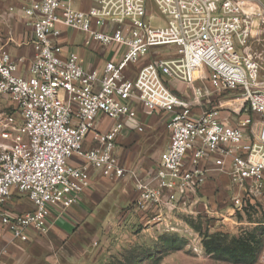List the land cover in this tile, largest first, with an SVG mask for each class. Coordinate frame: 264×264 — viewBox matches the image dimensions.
Here are the masks:
<instances>
[{"label": "built area", "instance_id": "obj_1", "mask_svg": "<svg viewBox=\"0 0 264 264\" xmlns=\"http://www.w3.org/2000/svg\"><path fill=\"white\" fill-rule=\"evenodd\" d=\"M19 10L33 53L23 69L0 47V232L21 243L46 235L50 208L76 204L90 167L131 179L146 224L173 233L197 215L214 174L226 176L237 210L264 192V53L251 49L264 32V0H22ZM66 28L117 56L84 69L78 52L64 50ZM138 108L163 114L169 133L146 172L117 153L125 134L144 131ZM89 135L95 145L85 149ZM13 190L31 211L8 210ZM7 253L0 248V262Z\"/></svg>", "mask_w": 264, "mask_h": 264}, {"label": "crops", "instance_id": "obj_2", "mask_svg": "<svg viewBox=\"0 0 264 264\" xmlns=\"http://www.w3.org/2000/svg\"><path fill=\"white\" fill-rule=\"evenodd\" d=\"M21 2L22 0H0V47L3 46L13 58H23L25 61L22 68L25 69L33 52L30 45L31 29L26 25L19 10ZM84 37L82 35L81 42L76 43L75 32L69 28L62 30L61 42L64 44V50L78 52L84 69L101 68L106 61L111 60V56L109 58L105 55L100 56L104 48L97 42H91L89 46H85ZM175 87L182 97H188L187 87L179 83H176ZM136 121L144 126L143 132L148 139L153 138L158 133L159 126H162L167 134V141L163 147L165 149L169 141V133L164 127L165 116L163 114H146L138 108ZM101 122L104 127L111 124L103 118ZM138 134L140 133L130 131L119 139L118 155H121L125 147L123 142L130 141L131 136ZM94 145L89 135L85 140L84 148L90 149ZM160 152L157 156L154 154L148 157L142 155L119 157L126 168L131 169L134 166L140 172H146L153 169ZM149 160L153 162L150 163ZM69 163L73 166H80L84 164V161L72 157ZM88 171L89 185L79 194L75 205L67 209L59 205L50 208L46 235H31L27 242L21 243L13 241L9 234L0 232V248H6L8 251L0 264H94L97 257L96 243L99 228L115 219L119 221L118 214L131 197H133L131 198L132 206L125 211V219L131 217L140 222L147 219L150 214L137 211L133 205L136 193L131 179L126 177L110 180L99 175L91 167ZM226 182L228 183L226 176L214 174L204 184L201 194L209 193L208 196H211L210 193L214 191L216 184ZM7 208L12 212L21 213L31 211L33 206L25 196L13 190ZM157 227L161 228V226Z\"/></svg>", "mask_w": 264, "mask_h": 264}, {"label": "rangeland", "instance_id": "obj_3", "mask_svg": "<svg viewBox=\"0 0 264 264\" xmlns=\"http://www.w3.org/2000/svg\"><path fill=\"white\" fill-rule=\"evenodd\" d=\"M81 36L76 33V43L81 42ZM104 49L100 56H117L113 48ZM251 49L264 53V32ZM158 129L151 139L143 132L125 140L121 156H157L167 141L163 127ZM208 194H200L197 215L181 217L183 224L177 233L131 217L125 219L131 197L119 212V221L99 228L94 264H264V192L244 201L240 210L233 208L234 194L227 182L216 184L211 196Z\"/></svg>", "mask_w": 264, "mask_h": 264}]
</instances>
